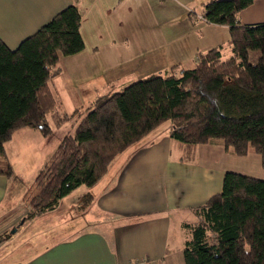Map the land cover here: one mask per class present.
Returning a JSON list of instances; mask_svg holds the SVG:
<instances>
[{
	"label": "crops",
	"instance_id": "crops-1",
	"mask_svg": "<svg viewBox=\"0 0 264 264\" xmlns=\"http://www.w3.org/2000/svg\"><path fill=\"white\" fill-rule=\"evenodd\" d=\"M206 1L0 0V39L13 49L65 6L81 10L84 48L60 56L52 78L70 114L96 96L174 65L193 68L198 52H222L229 46V30L199 18ZM262 22L264 0H254L238 16L240 25ZM170 129L161 124L152 130L115 164L99 190L96 184L94 193L88 188L90 202L74 207L73 201L60 216L58 202L25 221L27 211L14 213L4 206L8 181L0 175V264H184L182 224L190 221L185 214L192 217V207L222 191L226 171L264 180V167L258 154L236 156L215 144L189 151L170 137ZM45 139L36 129L15 131L5 144L13 170L16 162L27 165L29 148ZM47 217L49 222L39 226Z\"/></svg>",
	"mask_w": 264,
	"mask_h": 264
},
{
	"label": "trees",
	"instance_id": "trees-1",
	"mask_svg": "<svg viewBox=\"0 0 264 264\" xmlns=\"http://www.w3.org/2000/svg\"><path fill=\"white\" fill-rule=\"evenodd\" d=\"M253 1L202 4L201 19L228 27L227 58L220 48L198 52L193 68L174 65L70 114L52 78L60 56L84 48L81 10L65 6L13 49L0 39V175L14 176L5 144L15 131L31 128L47 136L49 115L58 125L75 122L37 172L24 220L51 210L81 185L97 184L116 156L165 122L170 137L189 151L215 144L236 156L258 154L264 167V22L238 23ZM250 50L259 52L256 63L249 61ZM82 199L90 202L92 194ZM190 211L193 219L182 224L184 264H264V180L226 171L222 191Z\"/></svg>",
	"mask_w": 264,
	"mask_h": 264
},
{
	"label": "rangeland",
	"instance_id": "rangeland-1",
	"mask_svg": "<svg viewBox=\"0 0 264 264\" xmlns=\"http://www.w3.org/2000/svg\"><path fill=\"white\" fill-rule=\"evenodd\" d=\"M223 57H228L230 55V49L228 45H225L223 50ZM259 52L256 50H250L248 54L249 61L251 63H256L258 59ZM48 122L50 126L52 127V133L46 136V139L39 142L37 146H34L33 148H29L28 150V158L30 159L27 162V165H24L23 163H17L16 162V168L14 171V176L12 175L10 178L4 177L3 179L5 181H8L5 186V195H7V204L4 206H9V208L14 210V213H21L26 212L29 208V199L31 196L35 193L36 188L34 186V178L37 174V172L44 166V164L49 160L51 154L59 144L62 137L68 133L71 132L75 127L74 121L65 122L61 125H58L55 123L53 116H48ZM169 122H165L163 125H168ZM135 146V145H134ZM132 148H128L125 152L119 154L116 159L111 162L109 169L106 173V175L103 177V179L98 182L95 185V189H100L107 181L110 173L115 168V164L122 158H124L130 151H132ZM121 157V158H120ZM256 178V177H255ZM4 187V184H2ZM92 187L89 188L93 193L95 191ZM88 191V188L86 186H79V188L74 189L71 193L66 195L63 200L59 201L58 204H60V208L55 212L58 216L62 215L63 213L69 211L66 208L70 206L73 201L76 203L73 204L74 207H78V205H82L83 199L82 195L85 194ZM80 201V202H79ZM79 202V203H78ZM72 208V207H71ZM72 210V209H71ZM74 211V210H73ZM54 213V214H55ZM192 216V215H191ZM185 217L192 220L193 216L190 217V214H185ZM47 221L42 220L39 224V226L47 224L48 217L45 218ZM22 220V219H20ZM79 221V222H78ZM52 223H57L58 221H51ZM76 222L80 223L81 220H77ZM70 224V222H68ZM57 227L60 229H64V225L57 224ZM13 229V228H12ZM11 229V230H12Z\"/></svg>",
	"mask_w": 264,
	"mask_h": 264
},
{
	"label": "built area",
	"instance_id": "built-area-1",
	"mask_svg": "<svg viewBox=\"0 0 264 264\" xmlns=\"http://www.w3.org/2000/svg\"><path fill=\"white\" fill-rule=\"evenodd\" d=\"M201 19V17H199ZM129 264H142L141 260L131 261Z\"/></svg>",
	"mask_w": 264,
	"mask_h": 264
}]
</instances>
